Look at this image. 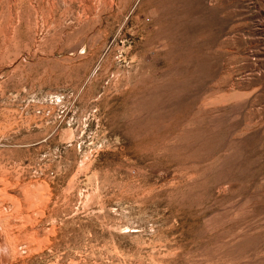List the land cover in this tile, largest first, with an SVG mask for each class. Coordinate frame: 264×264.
Wrapping results in <instances>:
<instances>
[{"label":"rangeland","instance_id":"1","mask_svg":"<svg viewBox=\"0 0 264 264\" xmlns=\"http://www.w3.org/2000/svg\"><path fill=\"white\" fill-rule=\"evenodd\" d=\"M0 264H264V0H0Z\"/></svg>","mask_w":264,"mask_h":264}]
</instances>
